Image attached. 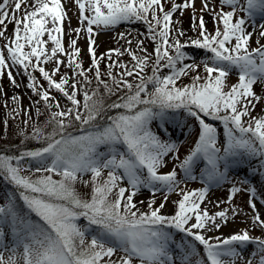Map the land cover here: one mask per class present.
<instances>
[{
  "label": "snow or ice",
  "instance_id": "6c2138e0",
  "mask_svg": "<svg viewBox=\"0 0 264 264\" xmlns=\"http://www.w3.org/2000/svg\"><path fill=\"white\" fill-rule=\"evenodd\" d=\"M74 2L80 23L85 25L74 31L77 36L85 31L89 42L92 66L87 69L79 60L77 39L70 41L71 51L65 52L62 41L67 13L62 0H32L31 5L28 0H0V38L6 41L0 48V77L7 72L16 85L12 67L27 74L26 86L38 97L32 103H43L49 113L46 126H52L47 134L41 127H34L31 136L21 130L25 139L42 141L41 147L19 155L0 154V177L13 189L0 197V264H236L249 244L255 246L252 257H259L255 264H264V239L250 236L247 229L228 237L208 235L229 222V209L210 214L201 207L208 187H180L196 179L193 172L200 162L204 165L201 178L209 181L227 180L230 167L244 162L252 165L253 176L264 177V116L251 115L264 98V45L257 39V47H250L257 25L249 24L255 12L264 14V0H220L219 10L213 0H202L201 12L212 15L215 31H208L203 15L193 14L192 27L198 36L185 43L173 36L185 33L173 28L172 17L181 9L192 8L195 13V0L173 3L169 11H165L162 0ZM238 12L246 16H238ZM122 22L144 23L153 51L148 52L144 39H137L135 51L130 47L123 51L110 49L98 58L93 26L107 29ZM9 23L13 25L11 38L6 36ZM248 27L253 31L249 32ZM259 27L264 29V24ZM259 36L264 37V31ZM120 38L124 39L123 33ZM48 41L54 45L50 51ZM127 43L131 45L132 41ZM186 46L203 50L205 57L196 62L184 51ZM58 53L67 56L65 67L73 70L74 77L61 74L64 61L57 58ZM113 53L117 57L126 53L131 66L112 60ZM105 57L109 61L106 73L101 71ZM189 59L193 62L185 63ZM50 62L55 65L51 72L41 66ZM201 64L203 75L199 72ZM149 66L152 74L145 75ZM164 69L169 70L167 74H162ZM35 71L40 72L47 88L31 74ZM193 72L196 74L191 76L190 84L178 86L182 77ZM233 72L238 82L229 86L227 80ZM58 74L59 80L55 78ZM257 83L261 85L260 94L254 90ZM78 85L83 87L82 93ZM52 90L61 94L69 106L62 107ZM105 93L117 99L105 106ZM21 99L12 97L17 104ZM110 109L123 111L105 121ZM181 110L196 121L197 140L179 164L161 173L169 154L179 160L178 148L176 142L161 139L151 125L154 121L167 124L169 116L175 120ZM23 111L31 119L32 110ZM13 112L20 115L16 109ZM13 112L8 116L14 119ZM36 112L42 114L39 108ZM207 118L222 122L223 145L217 127ZM77 125L83 134L69 131ZM29 160L35 162L31 168L25 163ZM86 174L90 179L85 178ZM125 180L127 186H121ZM239 183L250 186H233L227 203L246 191L254 213L253 225L264 229V219L255 203L256 186L247 179ZM78 184L90 191L81 194ZM142 188L149 189L153 196L165 191L164 201L155 206L152 199L148 210L142 211L134 201ZM178 190L181 199L173 202L174 214H163L167 194ZM231 213L235 216L239 211L232 207ZM81 219L87 223L81 224ZM6 235L11 237L10 244L6 243ZM4 251L10 253L7 259ZM246 264H254L253 259Z\"/></svg>",
  "mask_w": 264,
  "mask_h": 264
},
{
  "label": "rangeland",
  "instance_id": "374dc122",
  "mask_svg": "<svg viewBox=\"0 0 264 264\" xmlns=\"http://www.w3.org/2000/svg\"><path fill=\"white\" fill-rule=\"evenodd\" d=\"M32 0H28L29 5L32 4ZM185 0H162V3L164 4L165 11H169L172 8L173 3L176 4H183ZM243 3V0H241ZM62 4H64L65 11L67 13L65 22H64V35H63V45L65 48V52H70V41L73 39H77V47L81 50L79 60L83 63V66L85 69L92 66V60L89 54V42L87 33L85 31H81L79 35L77 36V33L74 31L78 28H83L85 25H82L79 20V10L78 5L74 2V0H62ZM213 4L219 10L220 8V0H213ZM202 8V0H195V13H193L192 8L188 9H181L177 10L173 14V28L175 30L183 31L185 35L178 36L175 33H173V36L181 41V43H185L189 40V38L195 39L198 36V32L196 29L192 27L193 25V14H195L196 17H200L203 15L204 20L206 22V27L209 32L215 31L216 25L213 23V17L208 12H201ZM225 11H228L229 9L225 7ZM88 14V13H85ZM22 15V13H21ZM238 16H246L243 12H238ZM151 19V16L149 17ZM196 23H198V20H196ZM219 23V22H218ZM255 23L257 25L256 30L250 40V47L255 48L257 47V39H259V42L261 45H264V37L259 36L260 31H264V29H261L259 25L264 24V14H261L259 12L254 13V20H249V24ZM222 28V24L219 25ZM51 27V25H49ZM94 27L95 40L96 45L95 51L97 57L105 56L106 53L109 52L110 49H120L123 51L126 48H131L132 50H136V41L137 39H144L145 40V46L148 49V52H152L154 48V44L150 42L146 38V25L142 22H122L119 25H116L114 27L110 28H96ZM249 32H252V27H248L247 29ZM124 34V39L120 38V34ZM6 36L11 38L13 36V25L8 24L7 25V31ZM45 40H48L47 35L44 37ZM128 40H131L132 43L129 45L127 43ZM6 41L3 38H0V48L4 46ZM54 45L51 43V41H48L47 48L50 51L51 48ZM184 51L187 53L189 57H194L196 62H200L206 55V53L203 50L195 49L191 46H186L184 48ZM141 54L142 53H138ZM174 54V53H173ZM7 55V53H5ZM58 59L64 61V64L60 65L61 74H67L70 77H74V72L72 69H69L65 67V65L68 62V58L64 54L58 53ZM113 60H119L125 64H129L131 66V58L125 53L124 55L117 57L115 53L112 55ZM130 58V59H129ZM108 59L105 57L104 60L101 61V68L103 67V61H107ZM193 60L189 59L186 60L185 63H192ZM151 65V61H150ZM202 65V64H201ZM41 66L45 67L46 70L51 72V70L54 68V63H48V64H42ZM168 73V69H165ZM151 75V67L149 66L145 74ZM12 73L16 80V85H14L8 75L7 72L4 73L2 77H0V145L3 147H7L9 144H12V139L18 138L20 140V144H24L27 142H30L31 140L25 139L23 135H21V130L24 131V133L28 136H31L34 127H41L43 129V125L45 122L49 120V113L44 108L43 103L37 105L32 102L36 101L38 97L33 93L31 89H29L26 85L29 83V77L27 74H25L21 69H19L16 66L12 67ZM37 78V82L41 85H43L45 88L48 87L46 81L43 80L41 74L39 71H35L31 73ZM90 74V73H89ZM204 74V72H203ZM202 74V75H203ZM57 80L60 79V74H58L55 77ZM76 79H80L79 77H76ZM238 82L237 75L235 72H233L228 80L227 84L229 86L234 85ZM18 85V86H17ZM78 87L81 88V93L84 91L83 87L78 85ZM254 90L257 94L261 93V85L257 83L254 86ZM90 91V89H89ZM51 94L56 97L57 100L60 101V104L62 107L69 106V102L64 99L61 94L57 93L55 90H52ZM13 96H18L21 99L20 104H17L16 101L12 100ZM78 98L83 101V96L80 95ZM5 104H7V107H5ZM31 109V119H29L28 115L24 113L23 109ZM36 108L40 109L39 114L36 112ZM13 109H16L20 111V115H16L15 112H13ZM56 109H53L55 111ZM9 112H13V116L15 118H11L8 116ZM251 115L253 117H261L264 116V98H262L259 103L256 104L255 109L251 112ZM248 119V118H245ZM5 121H7V124H5ZM27 121V123H25ZM159 125V126H158ZM214 126L217 127L219 133H220V144L223 145L225 142V135H224V128L223 124L218 123L217 121L214 122ZM78 127V125H77ZM152 129L157 132L161 136V139L164 140H172L176 142L177 148H178V155L179 160H176L173 156V154H169L168 157L165 158L166 160V166L163 167L160 171L161 173H167L172 170V168L179 164L181 160H183L188 154L189 150L194 147L197 135H198V125L196 121L192 118H189L186 116V114L181 110L176 113L175 120L172 119L171 115L169 116V122L165 124L164 122H157L154 121L151 125ZM163 128H167V133L162 131ZM70 132H72L73 135H77L75 127L69 129ZM83 134V133H80ZM11 135H14L15 137L11 139ZM26 141V142H25ZM38 143H42V141L35 140ZM101 150H104L103 148ZM253 164H256V161L252 162ZM203 162L198 163L195 168L193 174L196 176L195 180H188L186 183L181 184V188H184L185 190H199L205 187L209 188V192L207 194L205 203L201 205L202 208H207L210 214H214L217 211L229 209V222L222 226L221 229L217 232L209 233L210 236H222V237H228L232 234L243 232L244 230H248L250 236L252 237H258L264 239V229L255 227L253 225L252 217L254 215L253 210L249 207V194L246 191H241L235 195V197L232 198L231 204L227 203V201L230 199V189L233 186L241 187V188H248L249 184H242L239 183V181H242L244 179H247L251 182V184H254L257 188V197L255 199L256 207L258 209V206H262V209L264 210V204L260 203L258 204L257 201L259 199H264V177L261 176H253L250 169L252 165L248 164L247 162H244L240 165L233 164L230 167V170L228 172L227 180H211L209 181L207 177L201 178V171L203 170ZM223 170V169H221ZM177 172L180 178H183V172L177 168ZM28 174V173H25ZM105 177L107 175V172L104 173ZM56 179H59V177H54ZM86 179H90V174H86ZM121 186H127V181L125 180ZM12 186L9 185L5 180H3L2 177H0V197L5 196L6 194L11 193ZM77 190L81 194H87L90 189L88 187H85L84 185L78 184ZM179 190L177 192L167 194L168 200L166 203L165 208L163 209V214L165 215H172L174 214L176 207L174 205V201H178L181 199V196L178 194ZM166 192L165 191H159L156 192L155 196L152 195L151 191L149 189H141L136 197H134V201L138 204L140 209L142 211L148 210V203L155 199L156 205L158 206L161 202L164 201ZM140 201H143L144 203H140ZM219 202V206H217ZM235 207L238 209L239 214L233 216L231 213V208ZM262 219H264V216H261ZM33 219H37L33 216ZM81 224H86L87 222L81 219ZM174 231V230H173ZM5 232H8V229H5ZM178 238V237H177ZM6 243L11 242V237L6 235L5 237ZM239 247V246H238ZM200 254L203 255L202 248L199 249ZM255 251V246L252 244L247 245L245 248L242 249V260H237L236 264H246L248 259H253L254 264L256 261L259 260V257H252V253ZM8 251H4L5 259L9 256ZM120 255V253H117V256ZM227 259V258H225ZM21 264L23 262L21 261ZM138 264V262H137Z\"/></svg>",
  "mask_w": 264,
  "mask_h": 264
},
{
  "label": "trees",
  "instance_id": "16d2710c",
  "mask_svg": "<svg viewBox=\"0 0 264 264\" xmlns=\"http://www.w3.org/2000/svg\"><path fill=\"white\" fill-rule=\"evenodd\" d=\"M112 60H113V58H112ZM103 63L104 64H103V67L101 68V71L106 73L107 70H108L107 69V64L109 63V61L108 60L107 61H103ZM115 71L116 72H119L120 70L119 69H116ZM164 72H166L165 69L163 70V73L162 74H164ZM199 72H200L201 75L203 74V65L200 66ZM149 73L150 72H148V74H145V73L144 74L145 75H149ZM195 74L196 73L193 72L189 76L182 77L178 81V86H183V85L190 84L192 82L191 81V76L192 75H195ZM89 77L91 78V73L89 74ZM102 78H106V77H102ZM91 87L92 88L95 87V81L94 80H93V84H92ZM151 90H152V86L150 85L149 86V91H151ZM100 91H101V93L104 92V90L102 88L100 89ZM116 99H117L116 96L109 97L105 93L104 94V103H105V106H107L108 104L112 103V101H114ZM120 111H123V110L122 109H120V110H117V109H110V110H108L107 113L104 116V120L106 121L108 116H114V115H116ZM207 120L210 123L214 122V120H211V118H207ZM46 124H47V122H45V124L43 125V130H44L45 134L50 133L52 131V126H50V125L46 126ZM75 128H76V130L78 129V131H76L77 135H80V133H83L82 131L79 130V126L78 127L76 126ZM14 137H15L14 135H11V139L14 138ZM12 142L13 143L12 144H9L7 147H4V146L2 147L0 145V154L19 155V154H21L24 151H27V150H35L36 148H39V147L42 146V143L40 144V143H38L35 140H31L28 143L25 141L26 142L25 143L26 145L20 144V140H18V138L12 139ZM25 163H26V166L29 167V168L33 167L34 164H35L34 161H30V160L29 161H26ZM18 203H19L20 207L22 208L23 207L22 202H19L18 201Z\"/></svg>",
  "mask_w": 264,
  "mask_h": 264
},
{
  "label": "bare ground",
  "instance_id": "6f19581e",
  "mask_svg": "<svg viewBox=\"0 0 264 264\" xmlns=\"http://www.w3.org/2000/svg\"><path fill=\"white\" fill-rule=\"evenodd\" d=\"M32 2V1H31ZM260 201H261V199H259L258 201H257V203L259 204L260 203ZM258 210H259V212H260V214H261V216H264V210L262 209V206L260 207V206H258Z\"/></svg>",
  "mask_w": 264,
  "mask_h": 264
}]
</instances>
